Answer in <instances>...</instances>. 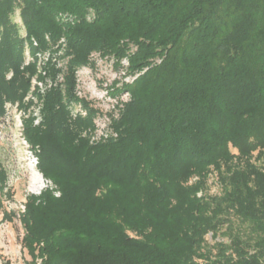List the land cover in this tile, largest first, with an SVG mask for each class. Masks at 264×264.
I'll return each instance as SVG.
<instances>
[{
    "label": "trees",
    "instance_id": "1",
    "mask_svg": "<svg viewBox=\"0 0 264 264\" xmlns=\"http://www.w3.org/2000/svg\"><path fill=\"white\" fill-rule=\"evenodd\" d=\"M62 47L35 124L26 53ZM94 51L137 74L97 142L76 94ZM7 103L54 184L17 215L29 264H264V0H0V121Z\"/></svg>",
    "mask_w": 264,
    "mask_h": 264
},
{
    "label": "rangeland",
    "instance_id": "2",
    "mask_svg": "<svg viewBox=\"0 0 264 264\" xmlns=\"http://www.w3.org/2000/svg\"><path fill=\"white\" fill-rule=\"evenodd\" d=\"M15 18L20 21L19 15H16ZM47 50L55 52L52 49ZM28 55L29 50L26 53V59ZM92 57L90 61L93 64L82 66L77 72L78 88L82 95L87 96L86 99L98 109V112L100 111L99 109L102 110V117H104V114L108 115L109 108L118 97L123 100L128 98V94L123 92V90L115 91L118 87L122 88L123 83L131 80L132 76L126 73L127 69L124 68V65L117 67L115 59L110 56L102 57L96 53ZM58 59L61 63H66L64 57L59 56ZM124 64L127 66V62ZM56 66L59 67L57 63ZM65 69L66 66L64 71ZM38 74L39 76L41 75V78L38 75L33 76L32 87L26 97V100L33 101L27 112H31L30 114L35 119L36 109L43 107V102L36 92L44 94L36 81H42L45 85V82L48 84V79L51 78L48 73L45 75L43 73ZM62 88H64V85ZM112 92H115V94L110 95L109 93ZM107 93L110 98L102 99L101 96ZM6 105L9 114L4 120L0 121V164L8 171L7 183L10 193L8 197H3L2 202H0V264H29L31 257L22 247L21 242L24 227L17 215L25 207L26 196L31 193L39 194L42 189L50 187L51 180L45 178L41 171L35 168L31 162L28 146L24 139L22 124V115L24 114L22 110L18 109L15 104L7 103ZM117 112H114V114L116 115ZM218 181L217 174L213 173L209 179L211 193L220 191V183ZM9 211L16 213L11 219L4 217V213ZM208 239L214 242L211 234L208 235Z\"/></svg>",
    "mask_w": 264,
    "mask_h": 264
},
{
    "label": "built area",
    "instance_id": "3",
    "mask_svg": "<svg viewBox=\"0 0 264 264\" xmlns=\"http://www.w3.org/2000/svg\"><path fill=\"white\" fill-rule=\"evenodd\" d=\"M92 17H93V14L90 13L88 15V19H92ZM63 41H64V39L61 40L62 43H63ZM35 43H36V41H35ZM63 52H64L63 47L56 50L55 52H52L51 50H46V51L41 50V51H38L36 53V55H32L29 51L28 58L26 59L25 62H26V64H28L30 61H36L38 73H43L44 75L47 73L46 65L49 61H55L57 63V65L62 68V70L58 73L56 80L49 78L48 79L49 83L47 84V82H45V85L42 81H36L39 84V86L41 87L42 93H45L46 88H49L52 84H58L59 83L62 86L64 85L65 63H61V61L58 59V57L61 56L63 54ZM96 53L98 55H101L102 57H108V56H103L99 51H94L91 53L90 58H93L92 56ZM112 58H114V57H112ZM126 62L128 65L129 61L127 58L122 60V66L124 65V68H126V66L124 64ZM126 73H127V71H126ZM131 76H132V79L129 80L128 82H132L135 79V77L137 76V74H135V75L131 74ZM78 85H79V80H78L77 85H76V94L80 98H83V97L87 98V96L82 95V92L79 90ZM123 92H126L128 94V98L126 100H123L120 97H118L116 99L115 103H113L111 105V107L109 108V111L107 113L108 115L104 114L103 115L104 117H102L103 112L101 109H99L100 111L97 113V115L94 118V127L91 129V132H90L91 142H97L101 139H106V138H109L111 136H117V132L114 130V128L111 125V122H112L111 115L118 117L119 113H120V108L123 105V102L128 101L130 99V93L128 91H123ZM109 94L111 95L112 93H109ZM107 97H109L108 93L106 95L101 96L102 99L107 98ZM42 106H43V104H42ZM41 109H42V107H39L35 111V116H36L35 124L40 123V121L42 120ZM116 111H118V112L115 115L114 112H116ZM77 114H80L83 116H86L88 114L87 108L84 107L83 104H81V103H76L73 106V115L76 116ZM22 124H23V122H22ZM24 139L26 140V143L28 146L29 156H30L31 162L35 168H38V163H39L38 155L32 149V147H31L30 143L27 141V139L25 137H24ZM38 170H39V168H38ZM53 186H54V184L52 183V181H50V187H53ZM55 194L57 196H59L60 191L55 190Z\"/></svg>",
    "mask_w": 264,
    "mask_h": 264
}]
</instances>
